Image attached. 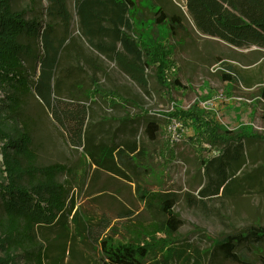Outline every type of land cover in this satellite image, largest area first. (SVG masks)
<instances>
[{
  "label": "trees",
  "instance_id": "1",
  "mask_svg": "<svg viewBox=\"0 0 264 264\" xmlns=\"http://www.w3.org/2000/svg\"><path fill=\"white\" fill-rule=\"evenodd\" d=\"M12 1L0 0V264H63L65 259L78 258L84 264H224L233 254L225 241L202 244L191 236L194 233L179 234L171 218L124 224L123 233L117 232L120 238L114 239V225L106 215H91L67 202L64 185L57 179L68 173L65 165L32 164L33 141L28 125L20 121L24 98L30 93L77 146L92 133L91 111L82 101L99 100L114 112H123L113 116L115 130H126L130 138L122 142L137 150L135 121L149 113H129L134 101L99 83L106 76L99 58L142 88L147 86L146 70L152 66L159 84L166 86L173 63L168 45L151 44L135 32L134 1L74 0L83 42L71 34L66 0H47L45 9L52 20L48 25L36 14L28 18V10L13 9ZM185 7L199 33L233 47L264 49V0H185ZM169 21L177 27L182 17L172 14ZM32 62L38 69L34 80L29 78ZM85 72L92 89L84 100L71 88ZM67 79H71L69 86ZM161 120L167 132L173 121L179 134L182 128L192 130L190 142L199 152L213 151L206 163L219 173L229 162L236 167L244 162L243 140L264 141L245 130L225 133L214 114L207 115L197 106L146 118L143 133L150 141L161 132ZM23 158L29 163L26 166ZM79 249L96 253L97 258L90 262L91 257L84 258Z\"/></svg>",
  "mask_w": 264,
  "mask_h": 264
},
{
  "label": "rangeland",
  "instance_id": "2",
  "mask_svg": "<svg viewBox=\"0 0 264 264\" xmlns=\"http://www.w3.org/2000/svg\"><path fill=\"white\" fill-rule=\"evenodd\" d=\"M133 1L135 32L151 44L168 45L173 63L166 86L159 84L152 66L146 70L147 86L142 88L99 58L106 69L99 83L133 100L129 113H149L135 121L137 150H129L122 142L130 138L126 130H115L118 127L112 119L123 112L116 113L99 100L82 101L91 111L88 127L92 133L77 146L30 93L24 98L20 121L28 125L33 141L32 164L65 165L68 173L57 179L64 185L67 202L88 214L106 215L114 225V239L120 238L117 232L123 233L124 224L171 218L179 234L194 233L191 236L202 244L225 241L233 254L224 264H264V141L243 140L244 162L240 167L229 162L219 173L206 163L213 151L199 152L190 142L192 130L182 128L174 143L163 120L154 141L143 133L146 118L197 106L207 115L214 114L227 134L245 130L264 138V49L233 47L199 33L187 14L185 0ZM66 4L71 34L83 42L74 0ZM47 5V0L12 1L13 9L28 10V18L36 14L43 25L52 23ZM172 14L182 17L177 27L169 21ZM56 29L62 32L59 25ZM29 65V78L34 80L38 69L35 62ZM70 82L67 79L66 85ZM71 89L85 100L92 89L89 72L76 77ZM27 164L23 158V165ZM78 251L84 258L91 257L90 262L97 258L87 249ZM78 259H65L63 264L85 263Z\"/></svg>",
  "mask_w": 264,
  "mask_h": 264
},
{
  "label": "built area",
  "instance_id": "3",
  "mask_svg": "<svg viewBox=\"0 0 264 264\" xmlns=\"http://www.w3.org/2000/svg\"><path fill=\"white\" fill-rule=\"evenodd\" d=\"M176 127L177 123H175L174 121L168 127V132L171 139L170 141L173 143L179 141V135L177 134L178 132L176 131Z\"/></svg>",
  "mask_w": 264,
  "mask_h": 264
}]
</instances>
